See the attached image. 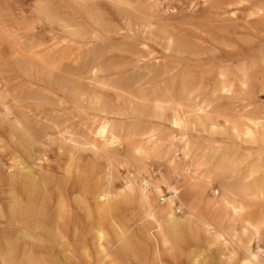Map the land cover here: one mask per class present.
<instances>
[{"label": "rangeland", "instance_id": "1", "mask_svg": "<svg viewBox=\"0 0 264 264\" xmlns=\"http://www.w3.org/2000/svg\"><path fill=\"white\" fill-rule=\"evenodd\" d=\"M21 167L65 252L9 215ZM0 177V264H264V0H0Z\"/></svg>", "mask_w": 264, "mask_h": 264}, {"label": "bare ground", "instance_id": "2", "mask_svg": "<svg viewBox=\"0 0 264 264\" xmlns=\"http://www.w3.org/2000/svg\"><path fill=\"white\" fill-rule=\"evenodd\" d=\"M173 123L179 124V119L177 117H175ZM100 128H101L100 133L103 135L106 132V124L105 125L103 124V126ZM112 139H114V137H112ZM24 167H25V165H24ZM19 170H20V173L18 174V176H16L15 178H11L10 182H9L11 185V192L10 193L13 197V203L9 207V215L11 217H17L22 223L30 224L34 228L43 229L46 236H47V238L45 240L43 239L45 241V244H44L45 248L51 249L54 246H56L58 249L60 246L61 251H62V249L65 250L68 247V245H65L66 243H63L65 246L64 245L57 246V244L55 245V238L53 237L52 229L58 228L59 223H60L59 220H62L63 216H62V211L59 212L57 215V220L54 222V221H52L53 219H52V216H50V213L47 212L48 210L46 209V206L48 204L45 201L44 197L42 198V196H41L43 194V192H44V194L46 193L44 186H42V185H44L45 181H39L37 179L38 177L36 178V177L32 176L30 171H28V169L24 170V168L21 167ZM0 179H1V177H0ZM127 186H129L130 188L132 187V185H130V184H128ZM171 188L173 189L174 194L167 197V200L172 204L173 203V196L176 195L177 189L175 186H172ZM150 189H151L150 191L147 189H141L140 190V193H141L140 196H141V199L144 201L145 205L148 207V210H149L148 215H150L153 218L154 212H153V207L151 205V198L149 196V193H151V191H154V190L160 192L161 189L159 188V186H152V187H150ZM39 200H41V201L43 200V201L42 202L40 201V204L37 205V202H39ZM57 200H58V198H57ZM58 203L60 204V202H58ZM60 205H62V204H60ZM64 205H65V203H64ZM232 209H233L234 213H237L238 208L236 206H232ZM67 210H66V212H67ZM81 214H83V213H81ZM169 220L170 221L173 220V213L172 214L169 213ZM96 232H97L96 239L99 240L102 236L101 231L96 230ZM21 235L23 237L27 236L28 238H30L32 240V242L35 241V243H37V244H39L40 243L39 241H41L40 238L39 239L37 238V235H32V234L28 235L26 233H21ZM60 237L62 238L63 236H61V234H60ZM78 239H79V237H78ZM163 240H164V242L167 241L165 237L163 238ZM24 244L25 243L21 244L19 237H16L13 241L8 242V244H7L8 251L7 252L13 253L16 249L20 250L23 247H25ZM84 257H85V255H84ZM255 257H256L255 254L250 253L248 255L249 259L247 261L252 262L251 260L254 259ZM3 260L6 263L12 262V258L8 254L3 257ZM88 262L91 263V261H89V260H88ZM35 264H42V262L37 260L35 262ZM86 264H88V263L86 262Z\"/></svg>", "mask_w": 264, "mask_h": 264}, {"label": "crops", "instance_id": "3", "mask_svg": "<svg viewBox=\"0 0 264 264\" xmlns=\"http://www.w3.org/2000/svg\"><path fill=\"white\" fill-rule=\"evenodd\" d=\"M158 186H159V184H157ZM159 188L161 189V191L160 192H162L161 193V195L162 194H165L164 193V190L159 186ZM183 188V186H180L179 187V189H182ZM156 192H158V191H156ZM160 192H158V193H160ZM159 199H162V198H160V196H159ZM168 205V203H166L165 205L163 204V206H167ZM164 213V214H163ZM166 211H162V212H157L156 213V215L157 216H159L160 217V219L158 218V220L157 221H159L160 222V224H161V232L159 233L158 231H157V234L158 235H160L161 236V240H162V234H164V236H166V239H167V242H169V238H168V234H167V232L166 231H169L170 233H173V234H175V236H179V228H180V226L182 225V224H185L186 222L188 223V222H190L191 221V219H189V215H187L186 217H183L184 219L181 221V223H180V226L177 228V231H173L172 230V228H171V226L169 225V224H167L166 223V221H165V219H166ZM148 214V213H147ZM191 214H193V212H192V210H191ZM163 215H164V217H163ZM148 216V215H147ZM149 217V216H148ZM156 226H157V223H156ZM157 229H158V226H157ZM56 229L55 228H53L52 229V232H53V237H54V235H55V233H54V231H55ZM164 230V231H163ZM166 230V231H165ZM32 235H35V234H33V233H31ZM96 236H97V232H96V235H95V238H96ZM16 238V237H15ZM101 239V238H100ZM99 239V240H100ZM98 239H97V242L99 241ZM162 242H163V240H162ZM164 243V242H163ZM166 244V243H165ZM98 246H99V244H98ZM66 251V249L65 250H63V252H65ZM154 253H156V251L154 250ZM156 255H157V253H156ZM81 262H83V263H81V264H86V262L87 261H85V260H83V261H81ZM8 264H12V262L11 263H8ZM14 264V263H13ZM43 264V263H42Z\"/></svg>", "mask_w": 264, "mask_h": 264}, {"label": "built area", "instance_id": "4", "mask_svg": "<svg viewBox=\"0 0 264 264\" xmlns=\"http://www.w3.org/2000/svg\"><path fill=\"white\" fill-rule=\"evenodd\" d=\"M158 174V170H155L153 168L150 169V174L146 175L145 177L142 178L141 183L145 188H150L151 186V181L154 179V177ZM175 199V197H174ZM161 200H164L163 198ZM179 209H182V205L180 204L178 206Z\"/></svg>", "mask_w": 264, "mask_h": 264}]
</instances>
